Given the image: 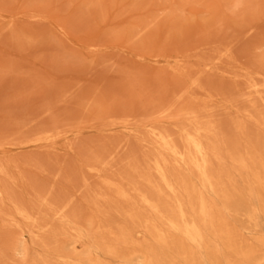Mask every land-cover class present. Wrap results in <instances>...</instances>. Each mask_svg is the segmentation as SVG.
I'll return each instance as SVG.
<instances>
[{"label": "rangeland", "instance_id": "374dc122", "mask_svg": "<svg viewBox=\"0 0 264 264\" xmlns=\"http://www.w3.org/2000/svg\"><path fill=\"white\" fill-rule=\"evenodd\" d=\"M239 1L255 0H0V248L8 264L54 258L39 240L53 236L73 259L87 263L101 253L92 235L103 216L91 199L105 185L88 164L96 152L117 147L101 174L122 172L152 150L145 141L150 125L173 129L177 117L156 112L179 83L173 70H197L204 53L225 44L233 57L218 69L229 74L211 76L217 82L231 87L242 81L235 73H264V21L241 35ZM229 90L209 102L214 111ZM234 110L218 118L228 120ZM47 192L56 200L72 196L82 238L61 231L64 220L41 198ZM102 203L113 223L123 220ZM17 204L33 220L18 215ZM257 232L243 231L249 240L264 234L262 218Z\"/></svg>", "mask_w": 264, "mask_h": 264}, {"label": "bare ground", "instance_id": "6f19581e", "mask_svg": "<svg viewBox=\"0 0 264 264\" xmlns=\"http://www.w3.org/2000/svg\"><path fill=\"white\" fill-rule=\"evenodd\" d=\"M234 7L245 10L241 35L253 34L264 21V0L249 5L239 1ZM232 55V49L221 44L200 57L197 70H173L179 83L156 112L159 118H177L173 129L149 126L145 141L152 150L143 160L134 159L122 172L105 176L101 172L111 164L117 147L94 154L88 168L105 185L91 199L103 216L92 235L101 253L86 263L59 249L56 236L49 242L39 238L56 255H38L32 264H133L135 259L141 260L139 264H259L264 259V234L249 240L243 233L257 232L260 218L264 223V73H235L242 81L231 87L217 82L211 76L229 74L218 69ZM229 88L222 110L214 111L209 102ZM233 106L234 116L218 118L220 113H233ZM208 192L220 199L219 205ZM41 198L55 217L64 220L61 231L78 238L85 235L71 195L56 200L47 192ZM102 201L123 220L113 223ZM16 212L33 220L22 204L16 205ZM0 264H8L1 248Z\"/></svg>", "mask_w": 264, "mask_h": 264}]
</instances>
